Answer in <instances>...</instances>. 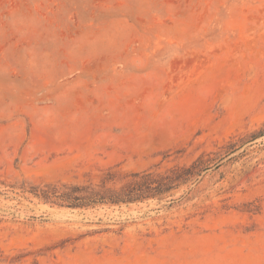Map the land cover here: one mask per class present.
<instances>
[{
  "label": "rangeland",
  "instance_id": "1",
  "mask_svg": "<svg viewBox=\"0 0 264 264\" xmlns=\"http://www.w3.org/2000/svg\"><path fill=\"white\" fill-rule=\"evenodd\" d=\"M263 133L264 0H0V264H264Z\"/></svg>",
  "mask_w": 264,
  "mask_h": 264
},
{
  "label": "trees",
  "instance_id": "2",
  "mask_svg": "<svg viewBox=\"0 0 264 264\" xmlns=\"http://www.w3.org/2000/svg\"><path fill=\"white\" fill-rule=\"evenodd\" d=\"M190 169L177 167L164 174L136 172L131 174L132 178L126 184L120 186L108 185L109 181L116 178L115 173L108 172L100 184L46 185L42 188L34 187L32 192L46 202L71 208L120 205L168 193L179 186Z\"/></svg>",
  "mask_w": 264,
  "mask_h": 264
}]
</instances>
